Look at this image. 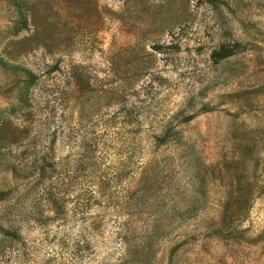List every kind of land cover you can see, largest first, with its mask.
Wrapping results in <instances>:
<instances>
[{"label": "rangeland", "instance_id": "rangeland-1", "mask_svg": "<svg viewBox=\"0 0 264 264\" xmlns=\"http://www.w3.org/2000/svg\"><path fill=\"white\" fill-rule=\"evenodd\" d=\"M25 2L17 29L0 0V264H264V0Z\"/></svg>", "mask_w": 264, "mask_h": 264}, {"label": "trees", "instance_id": "trees-1", "mask_svg": "<svg viewBox=\"0 0 264 264\" xmlns=\"http://www.w3.org/2000/svg\"><path fill=\"white\" fill-rule=\"evenodd\" d=\"M9 2L10 5L13 6L14 10H15V14L17 16V20H16V24H17V29L20 28H25L27 25V19H26V14H24V10H25V0H7ZM206 3L210 4V5H214L217 0H204ZM230 45L229 44H220L218 45V47L216 49H213L210 51L209 56L211 57V59L213 61H217L221 58H224L228 55H230L232 53V50L230 49ZM177 131H173L171 129V127H166L164 126L162 128V130L158 133L157 136H155V141H156V145H160L163 144L164 142H167L169 140L176 142V144H180V138L177 135ZM184 153V151L182 152ZM42 162H45V158H42ZM145 183L144 185H147L150 189H152V192H155V190L157 188H159V181L156 178L155 180H144ZM201 189L200 190H196V192L201 193ZM145 196V193L141 194V201L142 204L146 201L143 197ZM200 206L198 204H186L183 207H173V209L171 208L172 212V217H178L181 219V221H183L184 219L190 217V216H194L196 215L199 211H200ZM226 210V205L223 206V208L220 210V214L224 213ZM221 216V215H220ZM0 231H5L4 229L1 228ZM162 233L161 230V226H159V223L156 222V224H154V234H160ZM135 261H137L135 259ZM143 264H149L148 261L144 262Z\"/></svg>", "mask_w": 264, "mask_h": 264}]
</instances>
